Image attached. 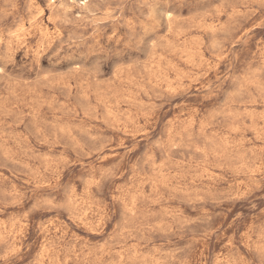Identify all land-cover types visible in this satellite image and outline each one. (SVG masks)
<instances>
[{
	"label": "rangeland",
	"instance_id": "374dc122",
	"mask_svg": "<svg viewBox=\"0 0 264 264\" xmlns=\"http://www.w3.org/2000/svg\"><path fill=\"white\" fill-rule=\"evenodd\" d=\"M0 264H264V0H0Z\"/></svg>",
	"mask_w": 264,
	"mask_h": 264
},
{
	"label": "bare ground",
	"instance_id": "6f19581e",
	"mask_svg": "<svg viewBox=\"0 0 264 264\" xmlns=\"http://www.w3.org/2000/svg\"><path fill=\"white\" fill-rule=\"evenodd\" d=\"M75 1V0H74Z\"/></svg>",
	"mask_w": 264,
	"mask_h": 264
}]
</instances>
